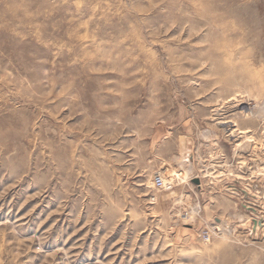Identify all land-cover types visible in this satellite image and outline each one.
<instances>
[{
	"label": "rangeland",
	"instance_id": "374dc122",
	"mask_svg": "<svg viewBox=\"0 0 264 264\" xmlns=\"http://www.w3.org/2000/svg\"><path fill=\"white\" fill-rule=\"evenodd\" d=\"M0 264H264V0H0Z\"/></svg>",
	"mask_w": 264,
	"mask_h": 264
},
{
	"label": "built area",
	"instance_id": "2783aa9c",
	"mask_svg": "<svg viewBox=\"0 0 264 264\" xmlns=\"http://www.w3.org/2000/svg\"><path fill=\"white\" fill-rule=\"evenodd\" d=\"M154 183H155V186L158 188L163 187V180L160 177L155 178Z\"/></svg>",
	"mask_w": 264,
	"mask_h": 264
},
{
	"label": "bare ground",
	"instance_id": "6f19581e",
	"mask_svg": "<svg viewBox=\"0 0 264 264\" xmlns=\"http://www.w3.org/2000/svg\"><path fill=\"white\" fill-rule=\"evenodd\" d=\"M190 168H191V167H190ZM183 169H184V168H183ZM187 169H189V168H187ZM187 169H186V170H187ZM184 170H185V169H184ZM190 171H191V170H190ZM187 172H188V171H187ZM188 173H189V172H188Z\"/></svg>",
	"mask_w": 264,
	"mask_h": 264
}]
</instances>
